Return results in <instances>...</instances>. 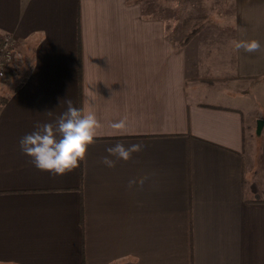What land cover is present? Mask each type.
<instances>
[{
  "label": "crops",
  "instance_id": "obj_1",
  "mask_svg": "<svg viewBox=\"0 0 264 264\" xmlns=\"http://www.w3.org/2000/svg\"><path fill=\"white\" fill-rule=\"evenodd\" d=\"M226 1L229 34L210 22L181 45L144 1L0 0V37L15 42L0 79V264H264V129L249 91L228 86L264 78V0ZM67 100L102 127L55 175L20 140ZM117 143L142 148L109 168Z\"/></svg>",
  "mask_w": 264,
  "mask_h": 264
},
{
  "label": "clouds",
  "instance_id": "obj_2",
  "mask_svg": "<svg viewBox=\"0 0 264 264\" xmlns=\"http://www.w3.org/2000/svg\"><path fill=\"white\" fill-rule=\"evenodd\" d=\"M237 50L256 52L261 45L257 40H239L234 42ZM67 108L54 121L37 123L34 131L20 140L23 153L32 158L34 166L42 171L55 175H63L79 167L85 159L89 145L93 144L98 130L102 127L96 116L89 112L83 113L73 105L72 100L66 101ZM51 114V112H49ZM127 127L126 121L121 120L111 124V128L123 132ZM141 144H131L125 147L122 143L106 149L108 156L103 163L111 168L117 160L128 161L132 154L139 152ZM143 180L139 183L143 184ZM134 183L130 181V184Z\"/></svg>",
  "mask_w": 264,
  "mask_h": 264
},
{
  "label": "rangeland",
  "instance_id": "obj_3",
  "mask_svg": "<svg viewBox=\"0 0 264 264\" xmlns=\"http://www.w3.org/2000/svg\"><path fill=\"white\" fill-rule=\"evenodd\" d=\"M143 2V1H142ZM145 8V15L154 16L162 19L167 23V28L172 32L174 38L180 39L182 21L187 15H207L211 19V23L218 33L229 34L228 27H217L223 21H230L234 13L233 6L226 0H185V1H167V0H146L142 4ZM230 85V89L234 91H249L247 92L248 105L251 112H256L258 119H264V78L258 81L243 82L242 84ZM235 87V88H234ZM251 90V91H250ZM4 96H1V98ZM0 98V100H1ZM243 111L249 115V110ZM257 119V120H258ZM256 120V122H257ZM256 132V128H255ZM257 134V132H256ZM260 137V136H259Z\"/></svg>",
  "mask_w": 264,
  "mask_h": 264
},
{
  "label": "trees",
  "instance_id": "obj_4",
  "mask_svg": "<svg viewBox=\"0 0 264 264\" xmlns=\"http://www.w3.org/2000/svg\"><path fill=\"white\" fill-rule=\"evenodd\" d=\"M139 1L142 2L146 0H139ZM167 1H185V0H167ZM193 1H197V0H193ZM210 22H211V19L207 15H187L185 16L182 21L179 43L181 45H186L187 43H189ZM80 39H81V31H80V26H79V46L81 48ZM1 43H2V37H0V46H1ZM8 99L9 98L7 96H4L1 98L0 112L2 108L4 107V105L7 103Z\"/></svg>",
  "mask_w": 264,
  "mask_h": 264
},
{
  "label": "built area",
  "instance_id": "obj_5",
  "mask_svg": "<svg viewBox=\"0 0 264 264\" xmlns=\"http://www.w3.org/2000/svg\"><path fill=\"white\" fill-rule=\"evenodd\" d=\"M14 43L12 35L7 34L2 36V43L0 46V79L5 76L8 67L13 62Z\"/></svg>",
  "mask_w": 264,
  "mask_h": 264
},
{
  "label": "water",
  "instance_id": "obj_6",
  "mask_svg": "<svg viewBox=\"0 0 264 264\" xmlns=\"http://www.w3.org/2000/svg\"><path fill=\"white\" fill-rule=\"evenodd\" d=\"M264 129V119H258L257 120V127H256V132L257 135H261Z\"/></svg>",
  "mask_w": 264,
  "mask_h": 264
}]
</instances>
